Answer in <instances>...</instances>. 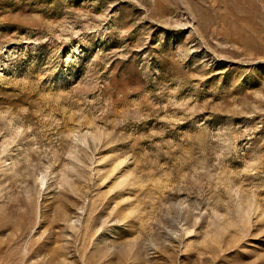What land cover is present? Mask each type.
Wrapping results in <instances>:
<instances>
[{"label": "rangeland", "instance_id": "rangeland-1", "mask_svg": "<svg viewBox=\"0 0 264 264\" xmlns=\"http://www.w3.org/2000/svg\"><path fill=\"white\" fill-rule=\"evenodd\" d=\"M0 264H264V0H0Z\"/></svg>", "mask_w": 264, "mask_h": 264}]
</instances>
